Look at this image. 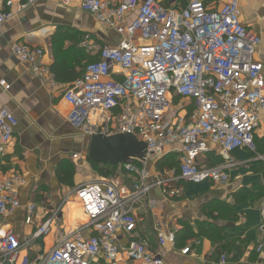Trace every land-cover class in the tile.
<instances>
[{"label": "built area", "instance_id": "2783aa9c", "mask_svg": "<svg viewBox=\"0 0 264 264\" xmlns=\"http://www.w3.org/2000/svg\"><path fill=\"white\" fill-rule=\"evenodd\" d=\"M19 1L26 6L39 0ZM54 1H76L79 10L119 36L116 45L98 48L97 60L87 62L82 75L63 91L70 107L68 123L87 137L133 135L145 143V152L120 165L131 178L128 183L121 174L99 176L76 186L57 204L40 200V220L37 204H27L23 220L34 229L23 240L8 224H0V264H165L161 249L175 245L173 230L156 228L159 249L134 238L121 244V236L136 232V208L152 187L179 196L183 188L177 180L226 184L231 160L215 166L201 162L213 147L224 153L245 149L264 168V154L257 153L255 143L258 132L264 138V63L254 60L262 37L241 22L239 0ZM1 3L10 7L13 0ZM9 16L0 10V26ZM13 51L34 75L53 84L42 63L43 47L21 43ZM174 96L179 104H173ZM16 126L14 113L1 107L0 155L11 144ZM167 152L176 153L177 170L149 181L144 165ZM25 184L22 175L0 172V219L21 207L19 188ZM72 197L86 220L66 230L60 221ZM259 214L257 252L264 250V198ZM52 232L50 249L22 254ZM187 252L188 247L181 249ZM225 262L221 255L220 264Z\"/></svg>", "mask_w": 264, "mask_h": 264}, {"label": "crops", "instance_id": "0c3cea01", "mask_svg": "<svg viewBox=\"0 0 264 264\" xmlns=\"http://www.w3.org/2000/svg\"><path fill=\"white\" fill-rule=\"evenodd\" d=\"M239 9L241 22L262 37L254 60L264 63V0H239ZM0 10L10 13L0 26V81L9 86L5 90L0 84V108H8L17 118L13 140L6 153L0 155V172L9 176L19 174L26 179V184L19 188L21 207L13 215L0 219V224H8L17 238L23 240L34 229L23 220L27 204H37L35 214L40 220L44 214L40 200L57 204L73 188L99 176L121 174L124 182L131 181L120 165L113 174L102 175L100 170L105 171L108 166L94 167L86 159L88 137L68 123L70 107L62 99L65 88L82 75L84 65L98 58V48L116 45L119 36L98 24L89 13L79 10L76 1L62 4L39 0L23 6L19 0H13L10 7L1 3ZM21 43L45 49L42 63L48 68L53 84L34 75L31 66L15 56L13 47ZM255 141L257 153L264 154L261 132ZM169 154L176 155L167 152L144 165L149 171V181L166 177L175 169L156 168L157 160ZM229 160L233 164L226 169L229 181L224 185L177 180L175 183L183 188L179 196H168L163 187H152L136 208V232L121 236V244L134 238L146 240L152 250L159 249L156 228L160 227L178 233L174 246L167 244L161 249L165 264H220V253L226 256L224 264H264V250L257 252L255 248L259 205L264 198L263 161L245 149L224 153L213 147L201 162L215 166ZM197 185L203 186L201 191L189 188ZM188 189L191 192L187 194ZM72 201L63 208L60 221L64 224L67 218L70 227L78 225L76 219L85 221L80 206ZM201 223L209 232H220L221 240L213 243L208 237L197 235ZM184 224L190 226L193 234L181 240L179 234L182 235ZM53 241L54 232L27 246L22 254L29 257L47 251ZM185 247L189 252L182 254Z\"/></svg>", "mask_w": 264, "mask_h": 264}, {"label": "water", "instance_id": "95a60500", "mask_svg": "<svg viewBox=\"0 0 264 264\" xmlns=\"http://www.w3.org/2000/svg\"><path fill=\"white\" fill-rule=\"evenodd\" d=\"M145 143L130 134L92 135L88 137L86 159L103 166L121 165L132 156L142 155Z\"/></svg>", "mask_w": 264, "mask_h": 264}, {"label": "trees", "instance_id": "16d2710c", "mask_svg": "<svg viewBox=\"0 0 264 264\" xmlns=\"http://www.w3.org/2000/svg\"><path fill=\"white\" fill-rule=\"evenodd\" d=\"M95 60H97V58L96 59H93V60H90L88 62L95 61ZM177 100H179V96H174V98H173L174 103ZM188 108H189V110L191 109V107H188ZM255 143H256V145H258L256 141H255ZM257 152H258V150H257ZM175 156L176 155L169 154V155H167L166 157H164L162 159H158L157 160V164H156V168L158 170H160V171H162L163 169H171V168H175V170H177V168H178V162H177ZM91 164L94 167H97L98 166V164H96V163H92L91 162ZM108 167H109V169H108ZM108 167H106L107 169H105V171H101L100 170V172H101L102 175H111V174H113L114 170L116 169V166H108ZM67 175H68V170L65 171V178L68 177ZM58 178H59V180H61V183H63L62 177L59 174H58ZM68 185L71 186L70 183H68ZM205 226H206L205 224H202V223L199 224L198 225V230H197L196 234L199 235V236L208 237L213 243H215V241L217 239L219 241L221 240L220 232L216 231L215 229H214L215 231L209 232ZM181 233H182V235L179 234V237L181 238V240H184V239H187L189 236H191L193 234V231L191 230V228H190L189 225L184 224L183 225V230H181ZM177 234L178 233L175 234V243H176V240L178 238V235ZM222 254L223 253H220V256Z\"/></svg>", "mask_w": 264, "mask_h": 264}, {"label": "rangeland", "instance_id": "374dc122", "mask_svg": "<svg viewBox=\"0 0 264 264\" xmlns=\"http://www.w3.org/2000/svg\"><path fill=\"white\" fill-rule=\"evenodd\" d=\"M221 2H223V1H221ZM91 60H93V59H91ZM181 101H180V99L179 100H177V101H175V103H174V101H173V104H179ZM114 172H115V170H114ZM113 172V173H114ZM202 185L201 186H199V185H197V186H191V187H189V188H191V189H193L194 191H201L202 190ZM72 191V190H71ZM70 191V192H71ZM189 192H191L190 191V189H188L187 191H186V193L188 194ZM73 198V199H72ZM71 198V200H73L72 202H75L76 203V201H74V200H76L74 197H72ZM201 217H203V216H201ZM83 220L84 219H82V221L81 220H79V219H76V221H75V223H78V224H81L82 222H83ZM65 227H70V222L68 221V219L67 218H65ZM64 224H63V226H64ZM65 227H64V229H65ZM71 227H73V226H71ZM42 239V238H41ZM41 242V241H40Z\"/></svg>", "mask_w": 264, "mask_h": 264}, {"label": "bare ground", "instance_id": "6f19581e", "mask_svg": "<svg viewBox=\"0 0 264 264\" xmlns=\"http://www.w3.org/2000/svg\"><path fill=\"white\" fill-rule=\"evenodd\" d=\"M76 204H77V202H76ZM79 204H77V206H78ZM79 211L82 213V211L79 209ZM83 214V213H82ZM84 216V215H83ZM84 218H85V220H86V217L84 216Z\"/></svg>", "mask_w": 264, "mask_h": 264}]
</instances>
